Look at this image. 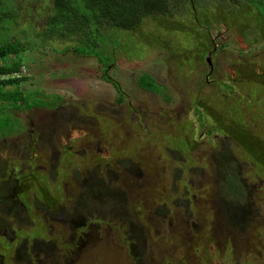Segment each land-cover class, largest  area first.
<instances>
[{
  "label": "rangeland",
  "instance_id": "obj_1",
  "mask_svg": "<svg viewBox=\"0 0 264 264\" xmlns=\"http://www.w3.org/2000/svg\"><path fill=\"white\" fill-rule=\"evenodd\" d=\"M221 3L109 29L101 60L17 0L0 41L37 44L0 90L34 95L0 100V264H264V4Z\"/></svg>",
  "mask_w": 264,
  "mask_h": 264
},
{
  "label": "trees",
  "instance_id": "obj_2",
  "mask_svg": "<svg viewBox=\"0 0 264 264\" xmlns=\"http://www.w3.org/2000/svg\"><path fill=\"white\" fill-rule=\"evenodd\" d=\"M49 12L46 15V29L39 33V37L50 36L64 38L65 36L77 35L76 50L84 55L97 56L100 51L106 50V45L111 39L107 32L110 29L130 30L137 26L147 17L156 14L166 17L169 13L182 11L187 5L202 7L209 1H221L230 8L237 4L249 5L264 4V0H47ZM17 0H0V23L5 29L15 21L18 16ZM4 29V30H5ZM5 34V33H4ZM32 39V38H31ZM28 44H37L32 39H6L0 41V57L8 54H17L26 49ZM101 59V58H100ZM102 60V59H101ZM104 65H107L103 62ZM107 67V66H106ZM17 69V68H15ZM14 68L0 67V74L12 72ZM6 81H14L8 78ZM138 83L145 89L159 92L161 86L157 85L151 76L142 74ZM33 93L22 91H1L0 100L6 101L7 109H20V104L30 107L29 102ZM4 107L1 109L3 111ZM4 112V111H3ZM19 127V119L10 112H0V135H7ZM262 161V160H261ZM230 177L231 185L237 184L238 176L233 171Z\"/></svg>",
  "mask_w": 264,
  "mask_h": 264
},
{
  "label": "built area",
  "instance_id": "obj_3",
  "mask_svg": "<svg viewBox=\"0 0 264 264\" xmlns=\"http://www.w3.org/2000/svg\"><path fill=\"white\" fill-rule=\"evenodd\" d=\"M15 74H13V73H3V74H1V77H5L6 79L10 76V78H14V77H16V76H14Z\"/></svg>",
  "mask_w": 264,
  "mask_h": 264
}]
</instances>
